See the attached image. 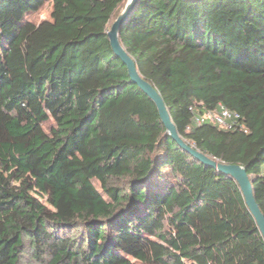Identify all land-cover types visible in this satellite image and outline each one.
I'll return each instance as SVG.
<instances>
[{
	"label": "trees",
	"instance_id": "16d2710c",
	"mask_svg": "<svg viewBox=\"0 0 264 264\" xmlns=\"http://www.w3.org/2000/svg\"><path fill=\"white\" fill-rule=\"evenodd\" d=\"M126 2L0 0V264H264L238 183L177 145L113 53ZM120 36L264 214V0H138ZM219 106L232 129L196 123Z\"/></svg>",
	"mask_w": 264,
	"mask_h": 264
},
{
	"label": "water",
	"instance_id": "95a60500",
	"mask_svg": "<svg viewBox=\"0 0 264 264\" xmlns=\"http://www.w3.org/2000/svg\"><path fill=\"white\" fill-rule=\"evenodd\" d=\"M124 11L118 16L117 20L113 23L107 36L110 40V45L113 53L117 59L122 61L123 65L128 69L131 83L140 88L145 95L153 102L157 108L159 118L166 128L167 134L179 145L184 151L190 154L194 160L200 162L205 167L217 170L221 175L230 177L238 183L242 192L243 198L249 208L251 215L254 216L259 232L264 238V214L254 196V182L248 175L247 169L238 164H225L215 157H210L204 152L198 150L196 147L187 143L176 128L173 118H171L169 109L164 101L162 95L158 92L154 85L146 80L137 69V65L133 57L126 51L121 42V30L124 27L128 16L138 4V0H127Z\"/></svg>",
	"mask_w": 264,
	"mask_h": 264
},
{
	"label": "built area",
	"instance_id": "2783aa9c",
	"mask_svg": "<svg viewBox=\"0 0 264 264\" xmlns=\"http://www.w3.org/2000/svg\"><path fill=\"white\" fill-rule=\"evenodd\" d=\"M237 118L239 116L231 112L227 107L219 106L218 110L210 111L205 115H196L195 121L198 125L211 123L225 129H232L233 125L237 123Z\"/></svg>",
	"mask_w": 264,
	"mask_h": 264
},
{
	"label": "rangeland",
	"instance_id": "374dc122",
	"mask_svg": "<svg viewBox=\"0 0 264 264\" xmlns=\"http://www.w3.org/2000/svg\"><path fill=\"white\" fill-rule=\"evenodd\" d=\"M51 10H52V6L48 3H46L45 6L42 7L41 10H39L38 12L29 14L27 19L39 23V22H41V20L50 18ZM115 18L113 19L114 21L112 23L115 22V20H116Z\"/></svg>",
	"mask_w": 264,
	"mask_h": 264
}]
</instances>
